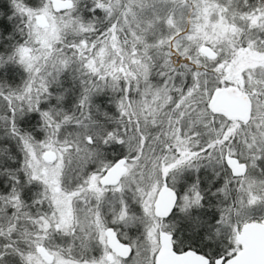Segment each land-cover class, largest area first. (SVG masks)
I'll list each match as a JSON object with an SVG mask.
<instances>
[{"label":"snow or ice","instance_id":"obj_1","mask_svg":"<svg viewBox=\"0 0 264 264\" xmlns=\"http://www.w3.org/2000/svg\"><path fill=\"white\" fill-rule=\"evenodd\" d=\"M0 264H264V0H0Z\"/></svg>","mask_w":264,"mask_h":264}]
</instances>
